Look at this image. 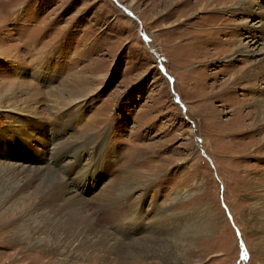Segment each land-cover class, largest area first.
Returning <instances> with one entry per match:
<instances>
[{
  "label": "rangeland",
  "instance_id": "rangeland-1",
  "mask_svg": "<svg viewBox=\"0 0 264 264\" xmlns=\"http://www.w3.org/2000/svg\"><path fill=\"white\" fill-rule=\"evenodd\" d=\"M262 24L264 0H0V264H264V149L232 136Z\"/></svg>",
  "mask_w": 264,
  "mask_h": 264
},
{
  "label": "bare ground",
  "instance_id": "bare-ground-1",
  "mask_svg": "<svg viewBox=\"0 0 264 264\" xmlns=\"http://www.w3.org/2000/svg\"><path fill=\"white\" fill-rule=\"evenodd\" d=\"M244 9L241 8L240 12H244ZM260 29L263 30L264 33V24L260 26ZM253 66L254 67L249 68L244 73H241L243 78L252 79L257 75H261V73L264 74V58L258 61ZM254 82L255 84H257L259 83V80H254ZM76 93H77L76 89H73L71 91V95H76ZM255 103L256 104L253 106L255 110H251V111L248 110L249 112L247 111V113L244 112L246 110L245 105L244 106L242 105L243 106L242 108L240 107L241 110H239L238 114H235L236 116L233 119L234 127L232 129V136L250 137L248 140L247 138L237 140L242 146L240 150L244 153L248 152V154L250 155L251 154L259 155L260 152L264 149V98H257V102ZM247 108H249V106ZM62 216L64 215L62 214Z\"/></svg>",
  "mask_w": 264,
  "mask_h": 264
}]
</instances>
